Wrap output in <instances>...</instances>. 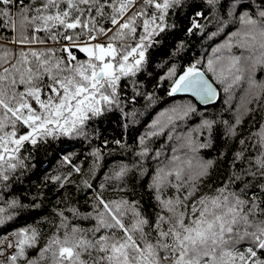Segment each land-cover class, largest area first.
I'll list each match as a JSON object with an SVG mask.
<instances>
[{
  "label": "snow or ice",
  "instance_id": "snow-or-ice-1",
  "mask_svg": "<svg viewBox=\"0 0 264 264\" xmlns=\"http://www.w3.org/2000/svg\"><path fill=\"white\" fill-rule=\"evenodd\" d=\"M186 8V34L210 43L200 59L159 77L170 81L168 97L188 101L154 106L156 98L140 91L152 71L149 52ZM197 9L216 15L215 31ZM184 49L181 42L174 55ZM257 70L264 75V0H0V264H264V81ZM238 92L233 122L206 115ZM138 97L148 111L133 138L134 159L101 163L107 140L85 155L87 171L65 155L67 173L47 179L65 188L82 174L85 205L57 200L64 207L52 209L46 239L34 225L20 226L22 213L38 205L11 192L33 153L53 141L90 142L97 123L116 113L127 129L129 118L138 123L125 110ZM246 116L255 131L243 136ZM220 123L239 147L214 183L216 161L200 153ZM113 143L129 149L123 139ZM102 167L107 174H97ZM137 180L147 206L129 197Z\"/></svg>",
  "mask_w": 264,
  "mask_h": 264
},
{
  "label": "trees",
  "instance_id": "trees-1",
  "mask_svg": "<svg viewBox=\"0 0 264 264\" xmlns=\"http://www.w3.org/2000/svg\"><path fill=\"white\" fill-rule=\"evenodd\" d=\"M189 3L198 4L200 0H189ZM205 11L208 19L201 22L207 25V31H215L217 24L216 15L208 9H197ZM189 9H185L179 17L172 16L170 23H174L176 27L167 35L162 34L161 42L150 49L149 55L151 58V72L146 74L140 80V91H147L151 93L156 99L154 106L170 105L171 103L188 101V97H176L175 101L167 96V90L170 81H159V77L164 76L168 68L176 65L179 72L181 67H187L188 64L200 59L204 54V50L208 48L210 41L202 38L200 35L195 37L186 34L188 26L187 13ZM183 42L185 45L184 51L180 56H175L177 46ZM210 51V49H209ZM256 77L260 81H264V75H261L257 70ZM131 93L132 89H127ZM223 97V94H221ZM240 93H237L236 99L231 104L224 103L221 98L214 107H208L206 115L215 117L218 121L233 122L235 116L238 114L237 106L240 103ZM139 103L129 104L126 106L127 112L135 111L137 115L134 117L138 121L136 124L131 123L129 118V127H123L124 120L120 113H116L115 117H109L96 125V136L92 140L76 143L74 141L64 140L53 141L51 144L44 145L38 151L33 153V157L28 161L30 167L23 172L22 175L14 182L15 191L11 192L12 196L18 197L23 203L30 205L35 198V203L38 207L30 209L28 212L22 213L23 219L20 220V226L26 223L34 225L42 233L44 238L51 235L54 229H50L48 221L53 218L52 209L54 207H64L63 204H57V200L64 199L70 204L83 207L85 205L84 197L89 195L82 189L81 181L82 174L73 173L70 177V183L65 188H59L47 179L56 175L66 174L68 166L63 164L65 155L71 157L77 165H83L84 171H87V165L91 162V157L85 161V155L91 148L102 146L105 140L108 141V148L104 153V162H118L124 161L130 163L133 159V151L136 150L134 137L144 131V121L147 119V111L144 107L145 100L139 98ZM194 103H196L193 100ZM198 110L204 111V107L199 106ZM199 118L194 117L193 123H198ZM252 120L250 117H244V123L241 125L239 131L243 136L249 135L250 131H255L251 127ZM123 139L129 145L128 150L121 149L115 143V140ZM155 146V145H154ZM239 147L238 140L229 138L226 133V125L220 123L217 130L214 132V139L212 146L208 149L201 150L200 155L206 160H215L216 164L212 173L214 183H218L227 172L228 165L232 159L233 153ZM23 155H28L25 151ZM109 168H100L97 174H107ZM104 181V175H99V180H93L97 185ZM141 181L137 180L135 184H129L130 188H135L134 193H129V197L133 199H142V202L147 206L149 197L145 190L140 187ZM78 186H81L78 188ZM120 194L112 191L106 193L107 197H116ZM90 198V197H89ZM151 211V209H148Z\"/></svg>",
  "mask_w": 264,
  "mask_h": 264
},
{
  "label": "water",
  "instance_id": "water-1",
  "mask_svg": "<svg viewBox=\"0 0 264 264\" xmlns=\"http://www.w3.org/2000/svg\"><path fill=\"white\" fill-rule=\"evenodd\" d=\"M177 97H187L186 95H183V94H178V96ZM194 100V99H193ZM218 102V101H217ZM196 103H198V102H196ZM202 107H204V106H202Z\"/></svg>",
  "mask_w": 264,
  "mask_h": 264
},
{
  "label": "rangeland",
  "instance_id": "rangeland-1",
  "mask_svg": "<svg viewBox=\"0 0 264 264\" xmlns=\"http://www.w3.org/2000/svg\"><path fill=\"white\" fill-rule=\"evenodd\" d=\"M181 102V101H180ZM180 102H177V103H180ZM184 102H187V101H184Z\"/></svg>",
  "mask_w": 264,
  "mask_h": 264
}]
</instances>
